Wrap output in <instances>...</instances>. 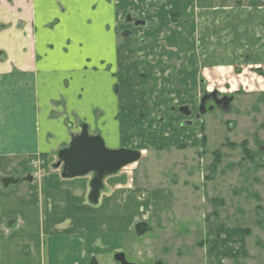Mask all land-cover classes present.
I'll list each match as a JSON object with an SVG mask.
<instances>
[{
    "label": "crops",
    "instance_id": "0c3cea01",
    "mask_svg": "<svg viewBox=\"0 0 264 264\" xmlns=\"http://www.w3.org/2000/svg\"><path fill=\"white\" fill-rule=\"evenodd\" d=\"M196 1L15 0L1 4L0 24L9 28L0 32V53L11 59L0 65V178L9 179L4 173L11 174V160L19 157H46L48 167L27 182V195L10 190L18 184L4 187L1 183L0 209L8 214L18 210L41 227L31 233L26 226L19 242L0 240L2 264H14L6 255L19 248L24 256L19 264H87L92 257L108 255V247L123 250L120 233L130 232L137 224L142 203L140 190L132 182V165L106 177L93 204L90 175L63 179L61 168H56L58 152L81 131L80 126L59 123L71 119L74 124H69L76 125L74 121L85 118L81 125L90 136H100L106 148L118 150L102 131L92 130L96 110L99 115L94 118L100 125L123 114L124 105L135 109L138 119L147 101L142 98L151 89L161 88L147 96L152 108L155 103L169 104L172 115L171 107L195 104L199 78L222 67L201 51L198 20L188 17L197 10ZM145 10L149 11L146 27L124 22L126 13L141 17ZM141 88L148 93H141ZM65 221L71 226L58 231ZM92 229L96 235L92 239L100 244L94 249L91 240L81 237ZM108 231L116 233L108 235ZM61 238L65 240L60 242Z\"/></svg>",
    "mask_w": 264,
    "mask_h": 264
},
{
    "label": "rangeland",
    "instance_id": "374dc122",
    "mask_svg": "<svg viewBox=\"0 0 264 264\" xmlns=\"http://www.w3.org/2000/svg\"><path fill=\"white\" fill-rule=\"evenodd\" d=\"M198 1L197 10L188 17L198 20L204 57L211 55L222 67L219 72H204L196 96L203 91H217L220 96L233 98L228 109L208 111V104L206 113L196 119L197 104L193 103L188 104L190 116L177 111L170 115L169 104L155 103L154 109L147 99L148 94L163 88L149 93L141 88V93L148 94L142 98L147 103L139 110L138 119L135 109L124 105L123 114L107 118L105 125H100L101 121L95 119L99 110L93 109L97 112H92V130L95 134L102 131L108 142L137 151L142 157L132 165V182L144 201L140 202L136 223H145L152 230L141 237L135 234L134 227L120 233L127 261L264 264V0ZM10 59L0 53V65ZM159 109L163 112L158 116ZM55 115L58 116L56 112ZM81 119L74 121L76 125L69 124L73 123L71 119L59 124L78 128L87 122ZM44 159L11 160V174L4 175L18 185L10 190L27 195V182L48 168ZM0 179L2 187L6 176ZM2 209L0 240L19 242L26 226L31 233L41 229L36 219H26L18 210L8 214ZM70 226L65 221L58 231ZM89 231L81 237L91 240L94 249L100 244L92 239L95 230ZM22 250L12 249L6 256L19 264L24 259ZM107 250L108 255L97 257L99 264H117L111 258L114 251L109 247Z\"/></svg>",
    "mask_w": 264,
    "mask_h": 264
},
{
    "label": "water",
    "instance_id": "95a60500",
    "mask_svg": "<svg viewBox=\"0 0 264 264\" xmlns=\"http://www.w3.org/2000/svg\"><path fill=\"white\" fill-rule=\"evenodd\" d=\"M130 20L129 17L127 19ZM143 24L141 22L135 25ZM210 96L215 97L216 94ZM210 96H204L200 101L199 113H205V103ZM233 98H224L214 102L217 105L225 102L221 110L226 111L232 102ZM185 116H189L190 112L186 107L179 109ZM199 116H197L198 118ZM58 164L56 167L61 168V177L63 179L80 178L87 175H92L93 179L90 183L89 200L93 204H97L100 191L103 189V180L106 177L117 174L123 168L137 163L141 155L137 151L118 149L110 150L105 147L104 141L100 136H90L85 126L81 127L80 134L73 137L68 147L61 149L58 154ZM9 183H14L12 180H4V187ZM145 223H138L135 226V234L139 237L151 231ZM112 259L117 264H131L125 259L123 253H113ZM87 264H99L95 257H92Z\"/></svg>",
    "mask_w": 264,
    "mask_h": 264
},
{
    "label": "flooded vegetation",
    "instance_id": "af4514ba",
    "mask_svg": "<svg viewBox=\"0 0 264 264\" xmlns=\"http://www.w3.org/2000/svg\"><path fill=\"white\" fill-rule=\"evenodd\" d=\"M13 1H15V0H0V8H1V4H3V3H6V4H8V5H11V4H13ZM104 1H108V0H104ZM199 3V1L197 0L196 1V4H198ZM200 4V3H199ZM196 8H197V6H196ZM17 12H19V10L17 11ZM148 14H149V11L148 10H145L144 11V13H143V16H139L138 17V15L135 13V14H132L131 12H128V13H126V15H125V17H124V22L126 23V24H128V25H132V26H134V27H136V28H142V27H146L147 26V20H146V17L148 16ZM172 16V15H171ZM174 16H176V15H174ZM128 17H129V21L127 20L128 19ZM137 22H141V23H143V24H139V25H135V23H137ZM22 27V21L21 22H18L17 23V28H21ZM9 27L6 25V24H0V32H3V31H5L6 29H8ZM127 34H129V35H131V33L130 32H127ZM140 42L142 43V40H140ZM200 83L201 84H203V81L201 80L200 81ZM200 85V84H199ZM211 94H216V96L215 97H212V96H210ZM204 96H210V98H208V100L206 101V103H205V110H206V107H207V105H208V111H213L215 108H219V109H221L223 106H224V104H225V102H222V103H220V105H217L215 102H214V98H216L217 100H222V99H224V98H228V97H224V96H220L219 95V93L217 92V91H207V92H202V94H201V96L200 97H198L197 99H196V104H197V107H196V111H195V117H196V119H199V117L200 116H203L205 113H206V111H205V113L204 114H200L199 113V107H200V101H201V99L204 97ZM232 103V102H231ZM184 107H186V106H184ZM181 108H183V107H179V108H175V107H171V110H170V112H172V113H174L175 111H177L178 113H180V114H182V115H184L179 109H181ZM187 109H188V111L190 112V115L192 114V111H191V109L189 108V107H186ZM189 115V116H190ZM185 116V115H184ZM197 116H199L198 118H197ZM186 117H188V116H186ZM142 158V157H141ZM140 158V159H141ZM131 166V165H130ZM128 167V166H127ZM126 168V167H125ZM125 168H123V169H125ZM122 169V170H123ZM90 177H91V182H92V179H93V176L92 175H90ZM137 225V224H136ZM135 225V226H136ZM135 226H134V232H135ZM114 253H117V252H114ZM118 253H123L124 255H125V259H126V253L122 250V251H119ZM112 258V257H111ZM113 260V259H112ZM126 261H127V259H126ZM128 263H131V264H135V263H133V262H131V261H127Z\"/></svg>",
    "mask_w": 264,
    "mask_h": 264
}]
</instances>
